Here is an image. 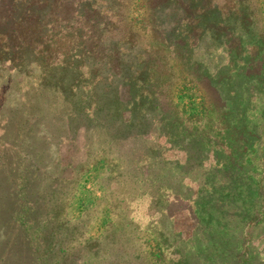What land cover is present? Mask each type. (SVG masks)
<instances>
[{"label":"rangeland","instance_id":"rangeland-1","mask_svg":"<svg viewBox=\"0 0 264 264\" xmlns=\"http://www.w3.org/2000/svg\"><path fill=\"white\" fill-rule=\"evenodd\" d=\"M214 1L224 10L233 5L232 0ZM101 3L109 13L106 20L116 23L107 42L116 44L124 38L121 30L129 24L127 16L135 10L124 0ZM185 3L150 0L146 15L156 39L164 37L171 43L181 35L178 29L184 26ZM11 5V0H0V156L7 166L15 165L6 171L20 181V199L9 203L10 197L0 187V259L4 256L6 261L0 264H36V257L46 256V264H164V259L170 264L178 261L175 254L184 258L180 264H214L201 261L205 243L200 238L190 242L185 238L192 225L185 204L172 202L174 194L196 197L201 183L209 178L212 157L200 151L208 144L201 139L202 143H192L184 136L178 141L179 151L166 146L161 131L165 113L149 101L133 107L139 89H128L118 75L110 77L106 69L93 76V65L87 61H81L69 79L59 71L40 83L34 57L11 50L29 36H22L24 25L10 19ZM239 22L232 20L231 24L241 32ZM212 34L219 37L218 42L211 40ZM223 34L206 33L193 50L196 64L211 73L222 71L228 62L223 57ZM148 38H137L139 45L133 52L146 47ZM78 73L82 79L67 89ZM90 75L100 76L97 87L91 84ZM219 89L225 92L217 82L205 90L214 105L208 125L221 124L231 111V94ZM165 99L163 107L169 109ZM179 104L191 112L193 105L187 99ZM204 126L197 125V133L192 134L198 135ZM32 160L39 166L31 167ZM0 177L7 182L4 172ZM21 183L27 184L23 190ZM22 193L27 194L25 198ZM24 211L31 228L22 222ZM17 233L23 239L28 235L31 251L38 253L34 257L31 252L32 259L25 263Z\"/></svg>","mask_w":264,"mask_h":264},{"label":"trees","instance_id":"trees-1","mask_svg":"<svg viewBox=\"0 0 264 264\" xmlns=\"http://www.w3.org/2000/svg\"><path fill=\"white\" fill-rule=\"evenodd\" d=\"M231 2L232 8L224 10L211 0H186L182 7L184 26L178 29L181 35L168 43L164 37L156 39V32L148 23L146 8L150 0H124L135 14L127 16L129 24L125 23L121 30L124 38L115 44L107 39L113 37L116 23L106 20L109 13L102 9L101 0H11L10 19L18 26L24 25L22 36L29 35L11 50L34 57L42 77L40 83L59 71L69 79V74L72 76L79 70L81 61L93 65V76L106 69L112 73L110 77L118 75L128 89H139L133 107L149 101L165 113L161 131H164L166 146L179 151L178 141L184 136L192 143L208 144L202 145L200 151L212 157L209 178L201 183L197 196L189 199L179 194L173 196L174 204H185L187 217L192 222L185 238L188 242L200 238L205 243L201 261L264 264V0ZM29 20L33 24L27 25ZM232 20L240 21L241 32L235 30ZM210 31L224 33L220 40L224 45L223 57L228 62L217 73L196 64L193 56L198 39ZM144 35L150 36L145 40L146 47H139L134 53L139 45L137 38ZM212 36L211 40L218 42L219 37ZM93 76L90 75L91 84L97 87L100 76ZM75 77L67 89L82 79L79 73ZM217 82L225 90L219 89L222 94L232 96L229 116H238L236 119L226 116L221 124L217 121L215 125L219 127L206 123L214 105L205 90ZM164 96L170 103L169 109L163 107ZM183 98L192 103L191 112L179 104ZM201 124L205 126L199 129L198 135H193ZM6 164L0 156V173L4 172L7 180L4 183L0 177V187L10 197V203L20 199V181H14L15 177L7 173L15 165L11 168ZM29 165L39 166L35 161ZM26 185L21 183L20 190ZM26 195L22 193L21 197ZM25 214L26 211L21 216L22 222L31 228L32 222ZM2 221L0 215L1 231ZM16 235L17 246L21 254L25 253L21 261L31 260L32 254L36 257L38 253L31 251L30 237L26 235L23 239L20 233ZM158 245L162 253V246ZM173 256L178 261L170 264L184 260L180 255ZM0 260L5 261L4 256ZM46 261L47 256L35 258L36 264H46ZM163 262L166 264L165 259Z\"/></svg>","mask_w":264,"mask_h":264}]
</instances>
